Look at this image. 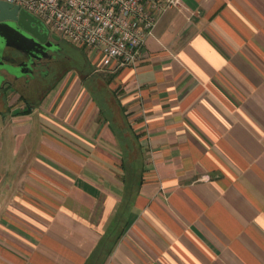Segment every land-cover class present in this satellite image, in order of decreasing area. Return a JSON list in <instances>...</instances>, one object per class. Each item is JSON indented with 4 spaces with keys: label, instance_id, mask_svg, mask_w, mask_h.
<instances>
[{
    "label": "crops",
    "instance_id": "obj_1",
    "mask_svg": "<svg viewBox=\"0 0 264 264\" xmlns=\"http://www.w3.org/2000/svg\"><path fill=\"white\" fill-rule=\"evenodd\" d=\"M81 51L0 88V264H264V0H181L134 68Z\"/></svg>",
    "mask_w": 264,
    "mask_h": 264
},
{
    "label": "built area",
    "instance_id": "obj_2",
    "mask_svg": "<svg viewBox=\"0 0 264 264\" xmlns=\"http://www.w3.org/2000/svg\"><path fill=\"white\" fill-rule=\"evenodd\" d=\"M39 19L51 34L88 50L107 72L134 68L159 17L181 0H3Z\"/></svg>",
    "mask_w": 264,
    "mask_h": 264
},
{
    "label": "water",
    "instance_id": "obj_3",
    "mask_svg": "<svg viewBox=\"0 0 264 264\" xmlns=\"http://www.w3.org/2000/svg\"><path fill=\"white\" fill-rule=\"evenodd\" d=\"M49 36L56 42L60 40L56 34L49 35L47 28L39 19L17 6L0 0V88L7 84L5 74L1 73L4 69L9 76L17 78L30 74L28 68L24 70L21 67L5 65L1 56L2 49L13 46L29 57L38 59L45 56L52 45V42L48 41Z\"/></svg>",
    "mask_w": 264,
    "mask_h": 264
},
{
    "label": "flooded vegetation",
    "instance_id": "obj_4",
    "mask_svg": "<svg viewBox=\"0 0 264 264\" xmlns=\"http://www.w3.org/2000/svg\"><path fill=\"white\" fill-rule=\"evenodd\" d=\"M49 33V32H48ZM51 35V33H49ZM48 41L52 42L51 47L46 51L45 56L38 59L29 57L22 50H18L13 46H6L2 49L1 56L3 63L12 67H21L24 70L30 69V74L24 77L9 76L6 70H2L1 73L5 74L7 78V86L14 88L17 84H21L24 88L28 87L31 83L38 81V78L45 75L52 69L55 62L64 55L62 48L60 47V40L54 41L48 37ZM27 65L28 67H26Z\"/></svg>",
    "mask_w": 264,
    "mask_h": 264
},
{
    "label": "rangeland",
    "instance_id": "obj_5",
    "mask_svg": "<svg viewBox=\"0 0 264 264\" xmlns=\"http://www.w3.org/2000/svg\"><path fill=\"white\" fill-rule=\"evenodd\" d=\"M60 47L62 48L63 52H65L67 55L74 57L75 58V54H77L78 52H82L80 49H78L77 47L69 44L67 41H65L63 38H60ZM84 51V50H83ZM93 58V55H92Z\"/></svg>",
    "mask_w": 264,
    "mask_h": 264
},
{
    "label": "trees",
    "instance_id": "obj_6",
    "mask_svg": "<svg viewBox=\"0 0 264 264\" xmlns=\"http://www.w3.org/2000/svg\"><path fill=\"white\" fill-rule=\"evenodd\" d=\"M78 49H80V50H84V48H82V47H77ZM65 53V52H64Z\"/></svg>",
    "mask_w": 264,
    "mask_h": 264
}]
</instances>
